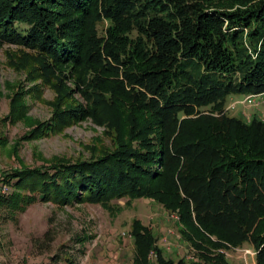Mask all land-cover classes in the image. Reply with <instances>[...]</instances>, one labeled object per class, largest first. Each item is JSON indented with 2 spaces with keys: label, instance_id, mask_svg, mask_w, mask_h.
Returning a JSON list of instances; mask_svg holds the SVG:
<instances>
[{
  "label": "trees",
  "instance_id": "trees-1",
  "mask_svg": "<svg viewBox=\"0 0 264 264\" xmlns=\"http://www.w3.org/2000/svg\"><path fill=\"white\" fill-rule=\"evenodd\" d=\"M2 44L17 47L9 63L28 82L55 92L50 118L38 120L24 82H4V119L28 127L21 139L89 117L111 140L88 159L2 172L10 217L36 201L115 215L114 200L147 198L177 216L192 264H229L220 250L244 245L264 264V118L224 112L229 96L264 91V0H0ZM129 233L133 264H183L139 219ZM90 238L82 231L72 248L84 254ZM64 247L47 264H77Z\"/></svg>",
  "mask_w": 264,
  "mask_h": 264
},
{
  "label": "rangeland",
  "instance_id": "rangeland-1",
  "mask_svg": "<svg viewBox=\"0 0 264 264\" xmlns=\"http://www.w3.org/2000/svg\"><path fill=\"white\" fill-rule=\"evenodd\" d=\"M14 51H17L16 46L0 45V142H5V145H0V176L2 172L19 168L21 164L39 166L44 164L43 159L47 161L53 157L88 159L92 151L90 147L111 144L105 133L106 128L95 124L89 117L57 133L21 139L28 132V127L22 121L9 123L4 119L11 96L4 82H24L27 114L38 120L50 118V102L55 92L40 80L28 82L25 73L11 66L8 52ZM251 52L255 58L257 51ZM32 87L37 90L30 92ZM243 96H229L224 112L249 122L258 112L264 111V101L243 106V110L242 105L237 103ZM75 100L83 101L78 94H75ZM234 105V109L227 108ZM250 111H254L253 117L248 114ZM16 141H20L17 154L12 150ZM11 191V187L0 180L1 197ZM114 203L119 206L115 215L109 214L98 204L88 202L58 206L36 201L14 217H10L5 207L0 206V264H47L62 245L75 255L77 264H133L134 248L129 233L133 218L139 219L157 235V246L164 250L166 257L176 261L184 258L183 264H192V261L197 260L195 251L180 237L177 216L166 211L161 204L147 198L129 203L125 198H118ZM82 231L91 238L85 243L84 254H79L76 246H72L74 238ZM220 251L224 252L229 264H255V251L248 245Z\"/></svg>",
  "mask_w": 264,
  "mask_h": 264
},
{
  "label": "built area",
  "instance_id": "built-area-1",
  "mask_svg": "<svg viewBox=\"0 0 264 264\" xmlns=\"http://www.w3.org/2000/svg\"><path fill=\"white\" fill-rule=\"evenodd\" d=\"M263 101H264V91L259 92V93L245 94L241 100H238L237 103L242 106H251V105H256L257 102H263ZM234 107L235 105L233 107L228 106L227 108L231 110V109H234ZM250 115H252L251 117L254 116L253 114H250ZM255 117H257L258 119H263L264 111L258 112Z\"/></svg>",
  "mask_w": 264,
  "mask_h": 264
},
{
  "label": "crops",
  "instance_id": "crops-1",
  "mask_svg": "<svg viewBox=\"0 0 264 264\" xmlns=\"http://www.w3.org/2000/svg\"><path fill=\"white\" fill-rule=\"evenodd\" d=\"M241 107H242V109L244 110L245 107H243V106H241ZM249 109H250V108H249ZM248 111H249V110H248ZM252 113H254V111H252V112H251V111L248 112L249 115L252 114Z\"/></svg>",
  "mask_w": 264,
  "mask_h": 264
}]
</instances>
